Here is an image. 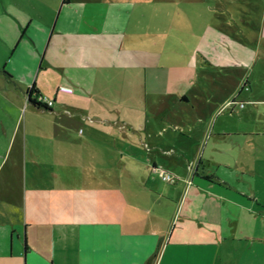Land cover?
I'll return each instance as SVG.
<instances>
[{"label":"crops","instance_id":"1","mask_svg":"<svg viewBox=\"0 0 264 264\" xmlns=\"http://www.w3.org/2000/svg\"><path fill=\"white\" fill-rule=\"evenodd\" d=\"M257 105L264 0H0V264H264Z\"/></svg>","mask_w":264,"mask_h":264},{"label":"rangeland","instance_id":"2","mask_svg":"<svg viewBox=\"0 0 264 264\" xmlns=\"http://www.w3.org/2000/svg\"><path fill=\"white\" fill-rule=\"evenodd\" d=\"M41 98L42 97H38V103ZM241 103L243 102H240V104ZM243 104L245 106V103ZM230 107L234 106L232 105ZM44 108L45 106L42 105L41 109ZM255 111L257 112V125L255 128H250V130H256L255 144L246 145L243 143L245 138L243 136L238 137L242 141V155L239 161L240 164L238 166V175L236 179L239 181L237 183H239L242 188H246L247 192L257 200L258 203L256 207L258 211L264 215V137L260 136L264 134V105L255 106ZM211 170L215 173L219 171L215 165L212 166Z\"/></svg>","mask_w":264,"mask_h":264},{"label":"built area","instance_id":"3","mask_svg":"<svg viewBox=\"0 0 264 264\" xmlns=\"http://www.w3.org/2000/svg\"><path fill=\"white\" fill-rule=\"evenodd\" d=\"M39 103L41 105H44L46 109H51L53 107V105H54V102L53 101L47 100L45 98L39 99ZM232 105H234V103L230 104V106H232ZM240 106L243 108L244 107V104L241 103ZM159 174H160L161 180L163 182H165V183L175 184L176 181H177L176 177H174V176H172L170 174H167L164 171H159Z\"/></svg>","mask_w":264,"mask_h":264},{"label":"trees","instance_id":"4","mask_svg":"<svg viewBox=\"0 0 264 264\" xmlns=\"http://www.w3.org/2000/svg\"><path fill=\"white\" fill-rule=\"evenodd\" d=\"M35 93V91H34V88H32L30 91H29V96H31V95H33ZM32 103L36 106V107H38V108H41V104L40 103H38L37 101H32Z\"/></svg>","mask_w":264,"mask_h":264},{"label":"water","instance_id":"5","mask_svg":"<svg viewBox=\"0 0 264 264\" xmlns=\"http://www.w3.org/2000/svg\"><path fill=\"white\" fill-rule=\"evenodd\" d=\"M30 100V99H29Z\"/></svg>","mask_w":264,"mask_h":264}]
</instances>
